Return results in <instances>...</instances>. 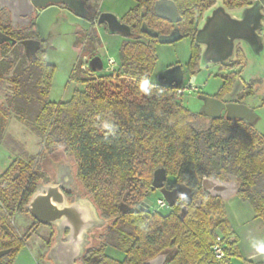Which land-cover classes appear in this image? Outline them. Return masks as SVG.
<instances>
[{"label": "trees", "instance_id": "16d2710c", "mask_svg": "<svg viewBox=\"0 0 264 264\" xmlns=\"http://www.w3.org/2000/svg\"><path fill=\"white\" fill-rule=\"evenodd\" d=\"M215 1L173 0L180 15L175 27L155 16L150 7L142 15L145 3L137 4L120 21L129 27L131 35L140 37L123 39L118 63L111 71L84 70L81 60L77 61L69 79L81 87L67 101H49L55 66L46 61V43L29 61L18 50L13 58L0 63V83L10 73L7 79L14 88L9 98L12 110L43 138L36 157L16 158L0 175V251H6L0 264H12L41 225L33 219L23 233H18L11 218L16 212L26 213L29 198L44 181L36 161L58 148L72 157L75 183L99 213L110 218L111 232L125 223L131 227V232L120 238L127 246L122 259L108 255L109 244L95 238L81 264H145L160 253L167 254L164 264H233L232 258L240 256L225 201L204 192L201 180L212 176L222 181L228 174L235 175L240 185L237 195L248 201L255 217L264 219V135L245 122L226 118H211L207 129L195 128L197 114L178 101L176 87L152 80L158 41L141 31L143 22L161 34L177 28L182 37L192 40L188 66L193 70L200 57L198 25ZM223 2L228 8H242L251 0ZM98 40L97 35L86 34L90 46ZM245 63L246 56L237 47L235 59L222 65V70L230 72L223 74L217 96L232 90ZM0 113L7 116L2 106ZM158 168L174 179L171 186L184 184L193 192L190 201L178 200L167 214L155 208H136L148 198ZM121 203L131 209L122 213ZM183 205L186 214L180 219ZM217 236L222 239V258L212 251Z\"/></svg>", "mask_w": 264, "mask_h": 264}, {"label": "rangeland", "instance_id": "374dc122", "mask_svg": "<svg viewBox=\"0 0 264 264\" xmlns=\"http://www.w3.org/2000/svg\"><path fill=\"white\" fill-rule=\"evenodd\" d=\"M101 4V10L105 16L110 17V20L120 22L121 17L133 5V0H102ZM223 6H225L223 3L216 1L212 7L216 10V8H223ZM253 7L255 10H259V14L256 17V20H259L257 28L260 26L257 29V37L262 39L264 43V10L258 1ZM210 10L202 16L198 25L199 28L202 26L203 21L207 19V14L212 12V9ZM95 30L100 38L99 45L95 43L94 46H90L87 42H84L85 36H83L77 39L82 45V47H78L76 45L78 41L73 42L74 37L71 30L65 26L58 28V32L47 43L46 61L55 66L49 101L56 103L67 101L73 91L81 87L79 86L81 84L69 79L77 61L81 60L83 64L93 57H100L105 67H107V59H113L115 65H117L123 36L118 32L109 33L104 29L101 30L98 26L95 27ZM191 44L192 40L189 37H182L172 43H157V59L151 78L152 80H157L159 74L167 68L179 65L184 74V85L191 83L197 90L192 91L186 88L184 93L178 98V101L191 112L197 114V118L193 122L195 128L207 129L211 121L208 117L201 114L202 101L198 96L200 94L214 95L223 82L222 76L224 72L220 70L217 64L205 66L204 61L200 57L195 69H189L188 61L191 54ZM245 49L246 63L243 72L241 71L239 76L244 86L240 89V94H238L237 98L245 96L244 104L251 107L258 118L254 129L264 135V50L257 52L253 48L245 47ZM23 53L27 56L28 61L31 60V57H34V54ZM9 76L10 73L6 74L4 80L0 83V106L7 112L6 117L0 113V175L14 159L29 160L32 157H36L43 146V138L35 134L31 124L20 120L11 108L9 98L13 95L14 88L7 79ZM192 77L195 80L192 81ZM25 89L28 92H33V88L27 87ZM59 163H67L73 170L72 157L64 154L61 148L56 149L55 153L51 155L39 157L36 165L44 172L45 178L42 182L51 181L55 176L56 165ZM173 181L174 179L171 176L166 179L168 183ZM76 186L84 195V190L77 184ZM147 196L153 203L149 209H153L156 206V200L162 197L158 190L154 192L150 190ZM225 207L227 218L238 237V249L240 252L239 257L232 258V263L250 264V262H254L255 264L260 262L264 264V255L256 251L258 247L264 246V220L260 217H255L248 201L243 200L238 195L226 200ZM170 208V206H167L159 210L161 213L167 214ZM11 220L18 233H23L33 223L32 216L27 212H16ZM107 221L110 223V218L106 220V223ZM118 228L114 227L113 233L111 232L113 226L108 224L93 236L97 238V241H106L109 244L106 248L108 255L115 259H122L123 250L127 246L120 238L123 235H128L131 232V227L128 223H125L122 228ZM54 236L55 229L51 226L39 225L27 240L26 245L18 251L12 264H52L48 260L46 253L54 241Z\"/></svg>", "mask_w": 264, "mask_h": 264}, {"label": "water", "instance_id": "95a60500", "mask_svg": "<svg viewBox=\"0 0 264 264\" xmlns=\"http://www.w3.org/2000/svg\"><path fill=\"white\" fill-rule=\"evenodd\" d=\"M258 1L264 9V0ZM153 9L155 14L161 19L174 24L180 20L177 7L172 0H158L155 2ZM67 16L68 23L71 25H78L84 30L88 29L89 23L84 20L81 14L73 15L68 12ZM55 19V13L49 12L45 16L44 22L47 23L49 28ZM100 22L102 21L100 20ZM107 24L112 31L120 34H124V30H126L125 33L129 31L126 26L116 20H110V18H107ZM141 30L145 34L157 38L158 43L162 44L172 43L182 38L177 28L169 34H160L158 30L148 27L146 23H142ZM43 37L46 39V34ZM89 65L94 71L102 69V62L99 57L90 60ZM183 77L181 67L176 65L160 73L157 81L177 87L182 84ZM198 98L203 102L201 113L208 117L218 118L223 110H225L227 119H247L252 121L256 117L254 111L245 104L224 103L220 99L205 94H200ZM167 177L168 175L163 168L156 169L153 173L151 187L160 190L168 206H173L178 199L190 201L193 192L184 184H177L172 189L164 188ZM74 184L75 178L71 166L67 163H59L56 165L54 179L49 182H39L25 206V211L35 221L42 225H50L55 229L54 241L46 253L48 260L52 264H81L80 259L90 244L92 233L95 229L106 225V219L100 215L90 197L77 194L74 200L70 201L67 198L64 190L72 189ZM239 188V182L233 174H228L227 179L224 181H218L212 176L203 177L201 180V189L204 192L223 201L237 195ZM151 205L152 202L145 198L140 202L139 206L145 209ZM119 209L122 213H125L131 207L121 203ZM185 214L186 206L183 205L179 212L180 219H183ZM5 253L6 251H0V257ZM166 260L167 254L160 253L146 261L145 264H164Z\"/></svg>", "mask_w": 264, "mask_h": 264}, {"label": "flooded vegetation", "instance_id": "af4514ba", "mask_svg": "<svg viewBox=\"0 0 264 264\" xmlns=\"http://www.w3.org/2000/svg\"><path fill=\"white\" fill-rule=\"evenodd\" d=\"M156 1H158V0H133V5L126 11V13L130 9L134 8L140 2H144L145 5L143 7H141V14L144 15L147 12L148 7H150L152 13L155 16H157L154 12V9H153ZM216 1H220L221 3L224 4L223 0H216ZM257 1L258 0H251L250 5H248V6H254V4ZM101 2H102V0H0V32L2 34L0 36V38H1V41H0V63L6 61L7 58H13L18 50L21 52H26L28 55L35 54V51L38 48L44 46V43L47 44L49 42V40L52 38V36L56 32H58V28H61L62 26H65L71 30V33L74 37L73 42L78 41V42H76V45H78V47H80V46L82 47V45H81L80 41L77 39H80L83 36H85L84 42H87L86 41V34L97 35L99 40L96 44L99 45L100 44V38H99V36L95 30V27L98 26L99 28H101V30L104 29L107 31V22L105 20H106V18H110V17H107L103 14V11L101 10V7H102ZM258 3H259V1H258ZM49 12L55 13L56 19L48 28L47 23L44 22V18H45V16L48 15ZM68 12H70L73 15L81 14V16L84 18V20H86V22L89 23L88 29L84 30L82 27H80L78 25H71L70 23H68V16H67ZM100 20L102 22H100ZM143 23H146V22H143ZM171 24L175 27V24H177V23H175V24L171 23ZM141 26H142V24H141ZM147 26L152 28V29L158 30L156 27L149 26L148 24H147ZM127 28L129 30V27H127ZM259 28H260V26H259ZM174 29H176V28H173V30ZM44 34H46V37H47L46 39H44V37H43ZM129 36H131L130 30H129ZM137 36L140 37L139 35L133 34V36L131 38H135ZM237 47L242 49V47L237 44L235 47V50ZM242 51L245 54L244 49H242ZM245 56H246V54H245ZM32 58L33 57H31V59ZM234 59H235V55H234V58L232 60H229L227 62H221L220 64H218L220 70L223 71L224 74H227L228 72H230V69L222 70V65L229 64ZM239 76H240V74H239ZM239 76L236 78V80L233 84L232 90L229 93H227L223 96H217L215 93L214 95H211V96L215 97L217 99H220L224 103L234 102V103L244 104L243 100H244L245 96H239L237 98L238 94H240V89L244 86V84L241 82V78ZM202 105H203V102H202ZM201 114H203V113H201ZM204 116L208 117L206 115H204ZM208 118L211 119L212 117H208ZM218 118H226L225 117V110L222 111L221 116ZM257 119L258 118L256 116L252 121H248L247 119H234V120L229 119V120H233L235 122H245L247 125H250L254 128V125L257 122ZM53 179H54V177L51 180H53ZM226 179H227V176L222 181H224ZM236 180L239 182L238 178H236ZM172 183L173 182H171V183L165 182L164 188L172 189L173 187H175L177 185L176 184L174 186H171ZM151 190L153 192L156 190H158L160 192L159 189H153L152 187H151ZM64 191H65L67 198L70 201L74 200V198L76 197L77 194L85 196L78 190L76 183L74 184L72 189L64 190ZM147 199L150 200L149 197ZM178 200L181 201V199H178ZM178 200H176L175 203ZM139 205H137L136 208H141ZM151 206H149V207H151ZM148 208H145V209H148ZM108 224H109V222L107 221L106 225H104L101 228L106 227ZM101 228L95 229L94 232L92 233V236L90 239V245L92 244V241L95 239V237L93 235L97 231H99Z\"/></svg>", "mask_w": 264, "mask_h": 264}, {"label": "crops", "instance_id": "0c3cea01", "mask_svg": "<svg viewBox=\"0 0 264 264\" xmlns=\"http://www.w3.org/2000/svg\"><path fill=\"white\" fill-rule=\"evenodd\" d=\"M212 6L205 11L207 12L212 9V12L207 14V19L205 21L202 20V26L200 28L198 27L196 38V42L200 46V59L202 58L205 66L210 64L218 65L221 62L232 60L235 55V47L237 44L244 49L245 54V47L249 49L253 48L257 52L264 50L262 39L257 37L259 20H256V17L259 14V10H255L253 6H245L242 8H228L227 6H223V8H216V10H214ZM105 21L107 22V18ZM118 23H121V21ZM107 31L109 33H117L112 31L108 24ZM125 32L126 30L123 31L124 34H121L123 39L133 36H129V31H127V33ZM103 71L104 70L95 72ZM191 80L193 81L195 78L192 77ZM250 264H254V262H250Z\"/></svg>", "mask_w": 264, "mask_h": 264}, {"label": "built area", "instance_id": "2783aa9c", "mask_svg": "<svg viewBox=\"0 0 264 264\" xmlns=\"http://www.w3.org/2000/svg\"><path fill=\"white\" fill-rule=\"evenodd\" d=\"M92 60V59H90ZM90 60L88 62H85L83 64H81V68L84 69V70H87V69H90L92 71H94L89 63H90ZM102 62V61H101ZM115 62L113 59H107V67H104L103 66V63H102V69L101 70H104V71H111L113 70V68L115 67ZM100 70V71H101ZM188 88V89H191L192 91H196L197 88H195L191 83H188L187 85H184V82H182L181 85L177 86L174 90V93L176 95V97H180L185 89ZM155 209L156 210H159L161 208H164V207H167L168 204L166 202V200L163 198V197H159L157 200H156V203H155ZM144 209V208H143ZM212 251L214 253V255L217 257V258H222L224 257V250H223V246H222V239H221V236H217L213 245H212Z\"/></svg>", "mask_w": 264, "mask_h": 264}, {"label": "clouds", "instance_id": "9594fccd", "mask_svg": "<svg viewBox=\"0 0 264 264\" xmlns=\"http://www.w3.org/2000/svg\"><path fill=\"white\" fill-rule=\"evenodd\" d=\"M109 130L111 131V128ZM256 251L257 253L264 255V246L258 247Z\"/></svg>", "mask_w": 264, "mask_h": 264}]
</instances>
